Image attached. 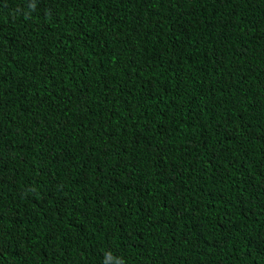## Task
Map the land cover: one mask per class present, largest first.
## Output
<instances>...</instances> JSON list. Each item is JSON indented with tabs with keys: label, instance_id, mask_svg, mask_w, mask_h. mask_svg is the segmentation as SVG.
<instances>
[{
	"label": "trees",
	"instance_id": "1",
	"mask_svg": "<svg viewBox=\"0 0 264 264\" xmlns=\"http://www.w3.org/2000/svg\"><path fill=\"white\" fill-rule=\"evenodd\" d=\"M0 264H264V0H0Z\"/></svg>",
	"mask_w": 264,
	"mask_h": 264
}]
</instances>
